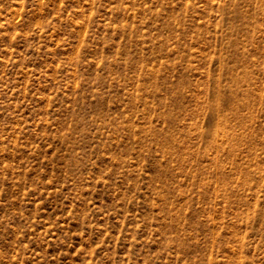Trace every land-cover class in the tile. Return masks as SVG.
<instances>
[{"label": "rangeland", "instance_id": "rangeland-1", "mask_svg": "<svg viewBox=\"0 0 264 264\" xmlns=\"http://www.w3.org/2000/svg\"><path fill=\"white\" fill-rule=\"evenodd\" d=\"M0 264H264V0H0Z\"/></svg>", "mask_w": 264, "mask_h": 264}]
</instances>
